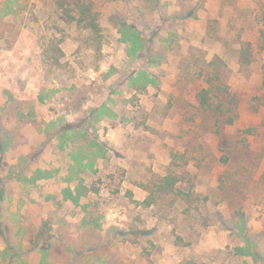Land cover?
Returning a JSON list of instances; mask_svg holds the SVG:
<instances>
[{
	"label": "rangeland",
	"instance_id": "374dc122",
	"mask_svg": "<svg viewBox=\"0 0 264 264\" xmlns=\"http://www.w3.org/2000/svg\"><path fill=\"white\" fill-rule=\"evenodd\" d=\"M8 1L0 264H264V0H92L94 39ZM216 55L240 99L219 130L196 99ZM171 171L183 194L149 203Z\"/></svg>",
	"mask_w": 264,
	"mask_h": 264
},
{
	"label": "trees",
	"instance_id": "16d2710c",
	"mask_svg": "<svg viewBox=\"0 0 264 264\" xmlns=\"http://www.w3.org/2000/svg\"><path fill=\"white\" fill-rule=\"evenodd\" d=\"M57 8L62 9L68 17V21L76 22L84 28L89 37L97 38L100 33V25L98 21V13L94 9L92 0H57ZM11 9V3L6 0L0 2V13L8 14ZM261 47L264 48V33L261 36ZM252 43H243L240 49V64L244 65L251 60ZM209 69L204 74L205 85L198 91L196 99L198 102V111L212 120L213 124L219 130L221 127L234 125L238 118V106L240 99L231 90V86L223 79V71L226 68L224 59L216 55L209 62ZM264 68V65H263ZM263 77H264V71ZM45 173L44 170H42ZM180 176L173 171L166 176L158 177L157 183L148 185L151 201L154 203L161 201L166 203L168 200L173 204L177 201L183 191L175 188L179 182ZM156 186V188H155Z\"/></svg>",
	"mask_w": 264,
	"mask_h": 264
}]
</instances>
